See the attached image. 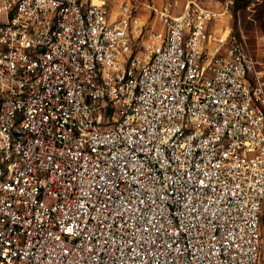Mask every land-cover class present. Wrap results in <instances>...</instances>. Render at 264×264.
<instances>
[{
  "label": "built area",
  "instance_id": "1",
  "mask_svg": "<svg viewBox=\"0 0 264 264\" xmlns=\"http://www.w3.org/2000/svg\"><path fill=\"white\" fill-rule=\"evenodd\" d=\"M0 4V264L264 263V81L225 13Z\"/></svg>",
  "mask_w": 264,
  "mask_h": 264
},
{
  "label": "rangeland",
  "instance_id": "2",
  "mask_svg": "<svg viewBox=\"0 0 264 264\" xmlns=\"http://www.w3.org/2000/svg\"><path fill=\"white\" fill-rule=\"evenodd\" d=\"M139 5V17L144 21L148 16L147 6H168L175 12H180L188 3L225 13L222 23L229 25L241 40H243L255 63V71L261 73L264 81V0H136ZM1 6V4H0ZM4 14L0 12V22ZM220 24V25H221ZM260 233L262 256L264 257V202L260 217ZM261 264H264L261 262Z\"/></svg>",
  "mask_w": 264,
  "mask_h": 264
},
{
  "label": "bare ground",
  "instance_id": "3",
  "mask_svg": "<svg viewBox=\"0 0 264 264\" xmlns=\"http://www.w3.org/2000/svg\"><path fill=\"white\" fill-rule=\"evenodd\" d=\"M0 12H1V10H0Z\"/></svg>",
  "mask_w": 264,
  "mask_h": 264
}]
</instances>
